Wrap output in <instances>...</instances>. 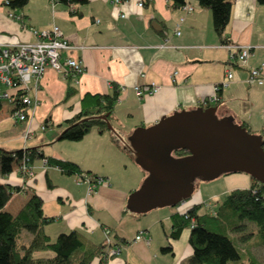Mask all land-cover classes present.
Here are the masks:
<instances>
[{
	"label": "crops",
	"instance_id": "crops-1",
	"mask_svg": "<svg viewBox=\"0 0 264 264\" xmlns=\"http://www.w3.org/2000/svg\"><path fill=\"white\" fill-rule=\"evenodd\" d=\"M6 1L0 0V46L33 41L37 38L34 29L57 24L73 45L69 51L62 50V56L80 59L85 69L75 82L76 92L65 99L68 77L48 67L39 88L29 93L32 104L28 123L15 121L11 116L14 103L8 101L4 109L3 102L0 147H39L47 157L73 161L81 171L102 175L106 180L89 196L87 183H77L74 174L36 159L31 163L34 175L27 182L33 181L32 186L15 193L8 208L15 212L32 193L39 194L44 211L58 217L45 226L52 239L76 228L99 243L105 240V229H110L112 235L117 234L127 243L107 264H189L193 252L189 244L191 228H184L177 239L168 236L172 215L180 212L178 206L145 213L127 208L128 195L141 185L147 172L137 163L126 141L137 126H150L175 110L200 106L203 99L215 94L216 85L226 79L228 70L233 79L220 91L218 115L232 116L235 122L264 136V87L246 81L250 67L264 61V4L231 0L225 35L231 42L257 46L247 64L236 65L229 61V50L214 30L210 9L197 0H188L195 7L191 12L171 8L169 0H152L142 6L140 0H55L54 4L51 0H29L23 8H10ZM166 39L168 47H161ZM153 84L159 85L157 91L137 94L136 85ZM113 85L120 91L112 118L116 137L95 127L81 140L61 139L68 121L80 112L83 95L111 92ZM46 120L48 124L43 128ZM28 124L34 131L25 137ZM119 137L118 142L115 139ZM4 173L2 182H26L16 162ZM224 178L230 183L228 191L249 187L252 182L245 172H230ZM210 199L199 189L186 206L202 203L201 210L212 211ZM141 232L143 237L137 239ZM25 234L29 241L32 235ZM250 238H255V231L253 236L243 237V244H248ZM169 243L172 249L163 251Z\"/></svg>",
	"mask_w": 264,
	"mask_h": 264
},
{
	"label": "trees",
	"instance_id": "trees-1",
	"mask_svg": "<svg viewBox=\"0 0 264 264\" xmlns=\"http://www.w3.org/2000/svg\"><path fill=\"white\" fill-rule=\"evenodd\" d=\"M28 1L7 0L6 4L10 8H23ZM61 1L65 3L87 2V0ZM197 1L201 6L210 9L213 27L221 39V43L231 42L225 35V29L231 15L232 1ZM257 1L259 4H264V0ZM150 2L152 0H145L146 4ZM185 2L186 0H169V4L173 9L181 8ZM231 63L238 65L233 61ZM68 81L65 99L76 92L74 78L70 76ZM217 86L218 89L215 93L218 100L209 103L207 106H218L220 91L223 86L221 83ZM119 94L120 91L116 85H113L111 92L85 93L81 99L80 112L68 121V125L60 134V138L78 141L95 127L100 132H112L115 138L117 131L115 127L110 129L108 122L112 123ZM2 106L3 102H0V109ZM44 123L46 126L48 121L46 120ZM242 125L248 131L255 133L246 124L243 123ZM118 136L120 135L118 134ZM115 140L121 141L120 137ZM126 145L130 148L128 140ZM188 154L189 150L183 148L173 151V155L176 157ZM26 158L30 165L36 159L43 160V158H47L48 164L60 167L67 174L87 172L93 176L98 175L90 171H81L80 167L73 161L47 157L39 150V147L13 150L0 147V177L4 176V171L10 168L13 163L16 162L20 166ZM19 172L22 173L21 170ZM251 178L252 182L249 187L230 190L217 209L214 207L212 211L201 210L203 204L197 203L187 213L176 212L172 215V229L168 234L170 238L177 239L184 228H191L189 244L193 252L188 258L189 264H264L252 255L248 261H244L239 247L235 244L231 235L228 234L230 229L245 233L246 227L248 229L246 221H249L256 227L255 238H257V235L260 238L256 242L260 244L264 242V184L253 177ZM31 179L32 177H28L24 185L0 181V264H107L113 256L108 255V245L105 240L99 243L93 242L80 229L76 228L59 233L55 239L51 238L46 232L45 226L54 222L58 217L48 215L44 211V200L36 192L32 193L17 211L14 212L8 208V204L15 193L32 186L33 181L31 184L27 183ZM192 218H195V225L191 227ZM240 223L243 224L239 225ZM108 230L113 240L114 237L118 240V243L114 241V246L118 247L127 243L126 239L119 237L117 234L112 235L110 229ZM26 232L32 235L29 241L25 240ZM251 233L250 235L245 233L244 236H253L254 231H251ZM244 236H242V240ZM171 249V243L162 247L163 251ZM39 251H51L52 253L37 255Z\"/></svg>",
	"mask_w": 264,
	"mask_h": 264
},
{
	"label": "water",
	"instance_id": "water-1",
	"mask_svg": "<svg viewBox=\"0 0 264 264\" xmlns=\"http://www.w3.org/2000/svg\"><path fill=\"white\" fill-rule=\"evenodd\" d=\"M216 105L175 110L128 136L137 163L147 172L128 195L127 208L145 213L190 199L196 178L245 172L264 184L263 135L247 130L232 116L220 117ZM108 127L114 129L111 122ZM189 154L173 155L177 149Z\"/></svg>",
	"mask_w": 264,
	"mask_h": 264
},
{
	"label": "built area",
	"instance_id": "built-area-1",
	"mask_svg": "<svg viewBox=\"0 0 264 264\" xmlns=\"http://www.w3.org/2000/svg\"><path fill=\"white\" fill-rule=\"evenodd\" d=\"M120 1V0H117ZM54 4L55 0H51ZM145 0H140L139 5L142 6ZM185 12L194 10V5L186 0L185 4L181 7ZM125 16V14H122ZM184 17L181 18V21ZM34 34L37 38L33 41H21L11 45L0 46V102L10 101L14 103L11 116L15 121H29L31 115L32 99L30 91L39 88L41 78L48 67H52L65 75L66 77L72 76L76 83L79 81V75L84 72L83 62L73 56H62L61 51L71 50L73 45L69 39L64 35L59 25L53 24L52 26L44 29H34ZM179 34L180 30L176 29ZM167 40L162 43L161 47H168ZM223 46L229 50V59L237 64H247L252 51L255 47L251 44H239L235 42L223 43ZM233 79L231 70L227 71L226 79L221 83L223 87L227 86ZM250 85L264 87V61L250 67L249 74L246 79ZM137 94L143 95L145 93H152L159 89V85L153 84L151 86L142 87L135 86ZM218 89L216 85L215 91ZM218 97L216 93L211 97L205 98L201 101L200 105L206 107L209 103L217 102ZM33 134V128H28L25 132L26 136ZM44 163L47 158H43ZM60 169V167L57 166ZM32 166L28 163L26 158L19 166V170L25 175L33 176ZM29 176V177H30ZM77 183L86 182L89 192L95 191L98 185L104 183L106 180L102 175L93 176L87 172H78L75 175ZM186 201L178 204L180 213H187L193 206H186ZM188 216V215H187ZM192 225H195V218H192ZM105 242L108 245V255H117L121 246H114V240L109 234V230L105 229ZM143 237L142 232L136 238Z\"/></svg>",
	"mask_w": 264,
	"mask_h": 264
},
{
	"label": "rangeland",
	"instance_id": "rangeland-1",
	"mask_svg": "<svg viewBox=\"0 0 264 264\" xmlns=\"http://www.w3.org/2000/svg\"><path fill=\"white\" fill-rule=\"evenodd\" d=\"M232 70H235L232 69ZM8 106V101L4 102V109H6ZM28 123V122H27ZM30 124H28L25 129H24V135L25 132L28 128H30ZM42 127H45V123L42 125ZM32 128V127H31ZM128 127H125V130H127ZM25 137H30V136H26ZM44 163V161H43ZM45 164V163H44ZM45 165H48V163H46ZM59 169V168H58ZM33 170V168L31 169ZM34 173V170H33ZM25 179H27L30 175H25L20 173ZM34 175V174H33ZM74 175H76V173H74ZM226 174H221L220 176H218L217 178L211 179V180H204L202 178H196L194 181V191H193V195L197 194L199 189L202 190V194L205 195V198H211L209 200V202H211L213 204V206L217 209L220 205V203L222 202V200H224L226 193L229 192V182L225 181V177ZM32 177V176H30ZM76 178V177H75ZM252 179V178H251ZM81 183H86V182H81ZM234 182H231V184H233ZM88 195L90 196L92 192H89L88 188ZM191 197V198H192ZM178 206V205H176ZM193 222L191 221V227ZM243 223H240L239 225H241ZM239 228V227H238ZM217 230H221L220 228H216ZM245 233H251V231H256V227L254 226V224L248 226V229L246 227L245 229ZM245 233H240L237 232L234 229H230L228 231V234L231 235L233 241L235 242V244L239 247L241 253H242V257L244 261H248L249 257L252 255L254 257H256L258 260L264 262V242L263 243H257L256 241H259V236L257 235V238H250V242L248 244H243V240L241 239L242 236L245 235ZM252 235V233H251ZM254 235V234H253ZM256 235V234H255ZM106 238V235H105ZM252 241V242H251ZM52 252H45V251H39L37 252V255H45V254H51Z\"/></svg>",
	"mask_w": 264,
	"mask_h": 264
}]
</instances>
